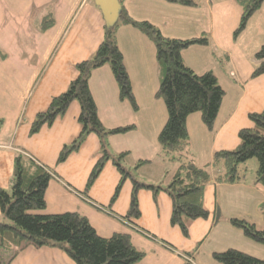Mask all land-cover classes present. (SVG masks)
Listing matches in <instances>:
<instances>
[{"label": "crops", "instance_id": "1", "mask_svg": "<svg viewBox=\"0 0 264 264\" xmlns=\"http://www.w3.org/2000/svg\"><path fill=\"white\" fill-rule=\"evenodd\" d=\"M121 1L132 19L148 21L165 37H206V45L189 46L181 55L194 72L212 71L224 96L212 129L205 126L198 113L187 117V159L204 165L211 162L215 151L235 149L239 130L252 126L248 114L264 112V72L252 74L260 64L255 54L264 46V0L237 35L234 31L242 15L237 0H193L195 4L191 5L167 0ZM104 32L105 21L94 0H0V188L10 191L17 153L34 159L53 176L45 190L46 207L38 212L81 214L101 237L128 234L134 247L143 253L133 264H182L184 255L194 264H221L213 254L230 248L264 258V244L231 222L232 218L245 219L257 228L263 227L260 206L264 187L255 183L258 162L254 158L239 165L242 178L237 182L211 179L203 194L208 217L191 220L188 236L171 224L172 201L163 188L179 162L166 157L157 141L167 120L163 100L155 97L162 70L153 58V41L132 25L118 22L115 39L125 59L137 108L119 98L117 83L106 65L97 70L102 106L100 102L95 105L105 128L133 127L103 139L110 157L88 192L84 193L87 180L102 157L100 137L87 133L79 148L58 162L62 148L81 133L80 104L71 101L50 125L30 133L36 115L48 108L53 97L67 90L78 74L76 64L94 54ZM125 51L129 57L135 52L131 66ZM121 152H127L121 165L130 175L111 202L121 179L112 159ZM140 160L146 162L134 167ZM132 179L162 189L139 187V216L126 220L123 217L130 205ZM2 221L5 219L0 210ZM0 263L76 264L57 247L32 244L0 249Z\"/></svg>", "mask_w": 264, "mask_h": 264}, {"label": "trees", "instance_id": "2", "mask_svg": "<svg viewBox=\"0 0 264 264\" xmlns=\"http://www.w3.org/2000/svg\"><path fill=\"white\" fill-rule=\"evenodd\" d=\"M119 1L121 8L118 21L112 27L105 26L104 39L94 54L76 64L77 76L70 82L65 92L53 97L48 108L36 115L30 133H36L43 125H50L55 117L65 112L71 101L76 100L80 104L78 120L82 125L81 133L72 143L62 148L58 162L63 161L71 151L78 149L87 133H96L101 139L102 157L89 175L84 189V193L88 192L104 161L110 157L103 139L111 134L126 132L133 127L125 125L107 129L101 124L88 87V78L94 68L108 63L119 87L120 98L127 97L132 107L136 108L129 74L115 39V28L118 22H124L139 29L153 41L156 59L162 70L155 97L163 100L167 120L157 135V141L166 157L179 162V167L163 188L172 201L170 222L179 227L184 236H188L191 220L208 217L209 213L203 205V194L212 178L225 183L237 182L242 178L238 170L239 165L254 158L258 162L255 183L264 187V112L248 114L252 126L239 130V143L235 149L215 151L211 162L204 165L187 159L189 145L187 117L192 113H199L205 126L212 129L224 96V90L212 71L201 74L194 72L185 64L181 55L182 51L191 45H206L207 39L205 36L190 39L165 37L148 21L132 19L122 1ZM167 1L184 5L195 4L193 0ZM237 2L242 8V15L234 35L245 27L251 15L259 10L263 0ZM255 56L260 60V64L253 71V76L264 72V46ZM125 155L127 152H121L112 159L121 172V179L111 202L116 199L126 175H130L121 165ZM145 162L140 160L135 167H140ZM52 177L44 165L21 153L16 154L10 191L0 188V210L5 219L0 222V249H11L13 246L21 247L30 243L35 246H53L63 250L76 264H133L143 257V253L134 247L126 233L101 237L81 214L39 213L38 211H43L46 207L44 195ZM132 180L134 185L130 205L123 217L126 220L139 216L137 201L139 187L162 189ZM260 213L263 219L262 228H257L245 219L232 218L231 222L248 237L264 244V202L260 206ZM213 257L221 264H264V258H257L234 248L214 253ZM182 264L194 263L185 259Z\"/></svg>", "mask_w": 264, "mask_h": 264}, {"label": "rangeland", "instance_id": "3", "mask_svg": "<svg viewBox=\"0 0 264 264\" xmlns=\"http://www.w3.org/2000/svg\"><path fill=\"white\" fill-rule=\"evenodd\" d=\"M118 44V43H117ZM192 46V45H191ZM190 46V47H191ZM185 50V49H184ZM121 51V50H120ZM122 52V51H121ZM126 53V58H127V62H128V64H130V66H131V62L134 60V58L136 57L135 56V52H132L131 54H130V57H129V53L127 52V51H125ZM122 55H123V53H122ZM145 56H146V53H145ZM156 55H154V61H155V63H158V61H157V59H156V57H155ZM132 60H131V59ZM149 59V62L152 60V57L151 58H148ZM144 60H145V57H144ZM123 61L125 62V59H124V57H123ZM126 64V63H125ZM104 65H106L105 67H107L108 69H109V64L108 63H106V64H103V66ZM158 65L160 66V64L158 63ZM100 67H102V66H99V67H96V68H94L93 70H92V72L90 73V75H89V78H88V87H89V90H90V93H91V96H92V98H94L93 100H94V102L96 103V102H100L99 104V106H102V101L100 100V95H99V92H98V90H99V80H100V72H98L99 70V68ZM95 70V72L93 73V71ZM98 70V71H97ZM105 71V70H104ZM128 74H129V72H128ZM130 82H131V79H130ZM107 83H108V81L105 83V88H106V86H107ZM136 83V82H135ZM134 84V83H133ZM136 86H137V88H138V85H137V83H136ZM140 86V85H139ZM117 88H118V93H119V87H118V85H117ZM110 89H111V87H110ZM132 90H133V88H132ZM95 94V95H94ZM119 98H120V95H119ZM160 99V98H159ZM123 100H125L126 102H129V104H130V101H129V99L126 97L125 99H123ZM137 104V103H136ZM131 105V104H130ZM131 108H133L132 107V105H131ZM137 108V107H136ZM136 108H133L134 110L136 109ZM193 114V113H192ZM199 114V113H198ZM200 115V114H199ZM0 127H1V124H2V122H3V118L2 117H0ZM104 126V125H103ZM105 127V126H104ZM113 135H117V134H111V135H109V136H113ZM114 137V136H113ZM121 141V143L122 144H124V142L122 141V140H120ZM114 145V144H113ZM116 145V144H115ZM127 155H125L124 157H126ZM34 160V159H33ZM35 161V160H34ZM134 167H135V165H134ZM138 168V167H137ZM31 244V243H30ZM185 257V256H184ZM185 259H187V257H185Z\"/></svg>", "mask_w": 264, "mask_h": 264}, {"label": "water", "instance_id": "4", "mask_svg": "<svg viewBox=\"0 0 264 264\" xmlns=\"http://www.w3.org/2000/svg\"><path fill=\"white\" fill-rule=\"evenodd\" d=\"M97 7L100 9L106 28L113 26L119 17L120 1L119 0H94Z\"/></svg>", "mask_w": 264, "mask_h": 264}, {"label": "built area", "instance_id": "5", "mask_svg": "<svg viewBox=\"0 0 264 264\" xmlns=\"http://www.w3.org/2000/svg\"><path fill=\"white\" fill-rule=\"evenodd\" d=\"M149 236H150V235H149ZM184 256H185V255H184ZM185 257H187L188 260H191V258H190L189 256H185Z\"/></svg>", "mask_w": 264, "mask_h": 264}]
</instances>
